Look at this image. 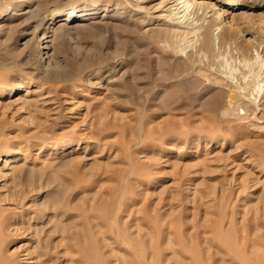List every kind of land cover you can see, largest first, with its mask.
I'll return each mask as SVG.
<instances>
[{
    "label": "rangeland",
    "instance_id": "obj_1",
    "mask_svg": "<svg viewBox=\"0 0 264 264\" xmlns=\"http://www.w3.org/2000/svg\"><path fill=\"white\" fill-rule=\"evenodd\" d=\"M165 1L0 0V264H264V0L190 5L161 68Z\"/></svg>",
    "mask_w": 264,
    "mask_h": 264
},
{
    "label": "bare ground",
    "instance_id": "obj_2",
    "mask_svg": "<svg viewBox=\"0 0 264 264\" xmlns=\"http://www.w3.org/2000/svg\"><path fill=\"white\" fill-rule=\"evenodd\" d=\"M18 1H23V2H25V3H27L28 4V7L32 4V2L34 1V3L30 6V8L28 9V10H26V11H24L23 12V14H27V15H33V12H35V10L38 12V14H40L39 13V10L37 9V6H35V3H38V0H18ZM42 1V0H41ZM144 1V0H143ZM162 1V0H161ZM167 1V0H166ZM165 1V5H169L168 7H167V9L166 10H168V15H167V19H168V17H170V16H172L171 17V19L172 20H175L176 22L175 23H172V21H170V20H166V19H164L162 16H160L159 15V17H156V18H159V19H161L160 20V22L161 23H159V24H157V27L155 28H153V27H148L146 30H148V33H150V31H153V30H155V32H154V34L153 35H151V39H155L154 40V42L156 43V44H158L160 47H162L161 48V51L160 52H164L166 55H164L163 57L161 56V58L163 59H161L162 60V62L163 63H165V64H162V62H161V60H160V62H161V65H159L161 68L163 67L164 68V66L165 65H167V58L166 57H168V55H173V54H171V50H172V46H173V44H175V43H173V42H176L175 41V39H180L181 37H183V38H185L186 36L188 37V35H190V30H188V28L186 27V26H183V25H181V23H183L182 21H180V22H177L178 21V19L180 18V16L179 17H177L178 16V14H180L182 11H187V9L189 8V6L190 5H196V7L197 6H199L200 7V5H205V3H208L207 1H204V0H201V1H196V0H193L192 2L190 1V0H168L167 2ZM188 1H190V4H189V2ZM159 3H160V1H159ZM213 4H214V2H213ZM208 5V4H207ZM93 7L92 8H90L89 10H87L86 12H84V13H82V14H79V15H74L75 14V12H79V10H76V8H68V9H65V10H63V11H57V12H54L52 15H50L47 19H45V21L43 22L44 23V26L46 27V29L47 28H53L54 27V25H56L59 21H61V20H70V19H72V18H75V17H79V18H82L81 19V21H86V20H89V16L93 13V11L92 10H95V8L97 7V5L96 4H93L92 5ZM234 6V3L232 2V1H227L226 3H225V6H223V7H221V8H219V9H217V11H216V15H215V17H220L221 19H223L227 14V10L228 9H226V7L227 8H232ZM116 7V6H115ZM145 7V6H144ZM159 7V6H158ZM158 7H157V9H158ZM174 7V8H173ZM198 7V8H199ZM201 7H203V6H201ZM200 7V8H201ZM143 8V7H142ZM160 8V7H159ZM108 9V8H107ZM138 9V8H137ZM139 9H141V7L139 8ZM146 9H148V8H146ZM156 9V10H157ZM180 9H182L181 11H180ZM174 10H176V13H173V11ZM198 11V10H197ZM184 13V12H183ZM22 14V13H21ZM34 15H35V13H34ZM182 15V14H181ZM103 16V15H102ZM106 16V15H105ZM158 16V15H157ZM165 16V15H164ZM31 17V16H30ZM33 17V16H32ZM36 18H37V16H35ZM34 17V18H35ZM6 18V14H0V21L1 20H4ZM164 19V20H163ZM32 21V20H31ZM30 21V22H31ZM80 21V22H81ZM157 21V20H156ZM163 21V22H162ZM42 22V21H41ZM213 22V21H212ZM218 24V23H217ZM159 25H161V26H159ZM48 30V29H47ZM45 32V31H44ZM206 32V31H205ZM152 33V32H151ZM210 33V32H209ZM212 34V33H211ZM147 35V34H146ZM162 35V36H161ZM206 34H204V36H205ZM158 36V37H157ZM192 36V35H191ZM202 36V35H201ZM40 37V39H42L43 41L45 40V39H47L49 36H46L45 35V33H43V35H41V36H39ZM51 37V36H50ZM160 37H162V38H160ZM156 38H158V39H156ZM182 38V39H183ZM150 39V38H149ZM181 39V40H182ZM152 41V40H151ZM178 41V40H177ZM45 42H47V45H45V46H42L41 45V43H39V50H38V54H42V58H45V59H47L49 56H48V51H49V49L51 48V46H49L48 45V43L50 42L49 40H46ZM153 42V43H154ZM154 43V44H155ZM173 43V44H172ZM177 43V42H176ZM46 44V43H45ZM208 44H211L210 43V36L208 35V33H207V35H206V37H204L203 38V40H202V42H201V45H202V47H206V45H208ZM173 47H176V46H173ZM208 47H209V45H208ZM42 48H44V49H47L45 52L44 51H41V49ZM205 49V48H204ZM163 55V54H162ZM175 55V54H174ZM174 55H173V57H174ZM41 57V56H40ZM170 57V56H169ZM171 58V57H170ZM176 58V57H175ZM181 58V57H180ZM183 58V57H182ZM182 58H181V60L179 61V59H178V61H179V63H181L182 64V62L181 61H187L186 63V65L185 66H187L189 63H188V58L186 59V60H182ZM165 59H166V61H165ZM42 60V59H41ZM147 60V59H146ZM171 59H169L168 61L172 64V62H173V60L172 61H170ZM189 60H191V66L190 67H184V65L182 66V67H184V68H180L181 67V65L180 66H178V67H176L177 69H176V74H178L179 76H182V77H184V78H194L195 76H197L199 73H200V71H201V67L199 68V66L197 67V65H196V63H195V60L194 59H190L189 58ZM202 61V60H201ZM149 62V61H148ZM176 63H178L177 61H176ZM169 64V63H168ZM170 64V65H171ZM175 64V63H174ZM179 65V64H178ZM173 65H171V67H172ZM175 66H177V65H175ZM159 67V68H160ZM205 67V66H204ZM209 67V66H208ZM55 68H56V66H55ZM161 68H160V70H161ZM167 68H170V67H167ZM206 68V67H205ZM175 69V67L173 68V70ZM203 69V68H202ZM172 70V71H173ZM204 70V69H203ZM202 70V71H203ZM206 70V69H205ZM204 70V71H205ZM163 71H166V68L163 70ZM163 71L161 70V72L163 73ZM201 71V72H202ZM203 71V73L205 74L206 72H204ZM207 71V70H206ZM209 71V70H208ZM211 72H212V70H211ZM211 72H209V74L211 73ZM168 73H170V74H172V72H171V69H170V72H169V69H168V71H166V73L164 72L163 74H164V76H166L165 74H168ZM202 73V74H203ZM176 74H174V76H176ZM201 74V75H202ZM206 74H208V72L206 73ZM173 75V74H172ZM211 75V74H210ZM162 76V75H161ZM163 76V77H164ZM194 76V77H193ZM205 76V75H204ZM214 76H216V75H214ZM171 77H173V76H171ZM170 78V77H169ZM169 78H167L168 80H169ZM177 78V77H176ZM209 78V77H208ZM161 79H162V77H161ZM213 79V78H212ZM211 79V80H212ZM216 79V81L215 82H217V83H219V82H222L223 80H222V78H215ZM153 81V80H152ZM184 81V80H183ZM197 81V80H196ZM213 81V80H212ZM211 81V82H212ZM170 83V82H169ZM217 83H216V85H217ZM212 84V83H211ZM222 84V83H221ZM166 85V84H165ZM219 86V85H218ZM222 86V85H221ZM172 88V87H171ZM244 88V87H243ZM187 89V88H186ZM241 89V88H240ZM19 89H18V87L15 85V84H13V83H11L9 86H7V87H2V88H0V98H2V97H8V98H11V97H13L14 95H16V94H14V92H16V91H18ZM184 92V91H183ZM29 91H28V89H26V90H24L23 91V95H21V98H24V97H27V96H29ZM213 101V100H212ZM208 103V102H207ZM206 103V104H207ZM214 103V102H213ZM212 103V104H213ZM209 105V104H208ZM217 106V105H216ZM219 106V105H218ZM212 107V106H211ZM209 109V108H208ZM215 109V108H214ZM242 119V118H241ZM70 144H71V141H67L66 143H65V145H64V147L63 148H67V147H69L70 146ZM117 188V187H116ZM110 189H112V188H110ZM120 189V188H119ZM109 191V190H108ZM119 192V191H118ZM108 193V192H107ZM113 193H114V191H113ZM112 194V193H111ZM109 195V194H108ZM114 195V194H113ZM107 196V195H106ZM109 197V196H108ZM102 199H103V197H102ZM108 199V198H107ZM97 201V200H96ZM100 201V200H99ZM114 201V200H113ZM105 203V202H104ZM108 204V203H107ZM60 205V204H59ZM104 207V206H103ZM98 208V207H97ZM103 213V212H102ZM110 213V212H109ZM114 213V212H113ZM147 213V212H146ZM128 214V213H127ZM129 216V215H128ZM104 217V216H103ZM137 218V217H136ZM156 218V217H155ZM104 219V218H103ZM73 222V221H72ZM83 222V221H82ZM106 222H107V220H106ZM77 223V222H76ZM84 223V222H83ZM104 223H105V221H104ZM73 224V223H72ZM78 224H80V223H78ZM110 224V223H109ZM147 224V223H146ZM149 224V223H148ZM58 225V224H57ZM74 225V224H73ZM72 225V226H73ZM85 225V224H84ZM93 225V224H92ZM107 225V224H106ZM150 225V224H149ZM165 225V224H164ZM1 226V225H0ZM78 226V225H77ZM108 226V225H107ZM111 226V225H110ZM154 226V225H153ZM162 226V225H161ZM67 227V226H66ZM79 227H82V228H84V226H83V224H82V226H79ZM90 227H92V226H90ZM109 227V226H108ZM114 227V226H113ZM123 227H125V226H123ZM59 228V227H58ZM68 228V227H67ZM77 228V227H76ZM104 228V227H103ZM110 228V227H109ZM159 228V227H158ZM57 229V227L54 229V230H56ZM65 229V228H64ZM58 230V229H57ZM56 230V231H57ZM75 230V229H74ZM104 230V229H103ZM140 230V229H139ZM233 230V229H232ZM59 231V230H58ZM65 231V230H64ZM69 231H70V229H69ZM107 231V230H106ZM73 232V231H72ZM72 232H70L71 234H72ZM79 232V231H78ZM85 232V231H84ZM155 232V231H154ZM229 232V231H228ZM233 232V231H232ZM57 233V232H56ZM139 233V232H138ZM141 233V232H140ZM157 233V232H156ZM162 233V232H161ZM230 233V232H229ZM68 234V233H67ZM78 234V233H77ZM76 234V235H77ZM146 234H148V233H146ZM57 235V234H56ZM74 235V234H73ZM82 235V234H81ZM94 235V234H93ZM157 235V234H156ZM52 235H50V237H51ZM61 236H64V235H61ZM80 236V235H79ZM95 236V235H94ZM78 237V236H77ZM93 237V236H92ZM52 238V237H51ZM50 238V239H51ZM81 238V237H80ZM89 238V237H88ZM229 238V237H228ZM66 239V238H65ZM153 239V238H152ZM89 240H91V239H89ZM94 240V239H93ZM64 241V240H63ZM215 241V240H214ZM151 242V241H150ZM91 243V242H90ZM200 243V242H199ZM236 243H237V241H236ZM63 244V243H62ZM79 244V243H78ZM94 244V243H93ZM81 245V244H80ZM127 245V244H126ZM111 246V245H110ZM40 247V246H39ZM42 247V246H41ZM40 247V248H41ZM170 248V247H169ZM223 248V247H222ZM83 249H84V246H83ZM111 249V248H110ZM109 249V250H110ZM152 249V248H151ZM161 249V248H160ZM225 249V248H224ZM52 250V249H51ZM158 250V249H157ZM234 250V249H233ZM36 251H37V249H36ZM77 251H79V250H77ZM228 251V250H227ZM234 251H236V250H234ZM237 252H239V251H237ZM188 253V252H187ZM200 253V252H199ZM198 253V254H199ZM240 253V252H239ZM81 253H79V255H80ZM156 254V253H155ZM192 254V253H191ZM237 254V253H236ZM206 255V254H205ZM98 256V255H97ZM159 256V255H158ZM190 256V255H189ZM238 257L239 259H240V257L241 256H238V254L237 255H235V257ZM193 257V256H192ZM257 257V256H256ZM95 258V257H94ZM206 258V257H205ZM209 258V257H208ZM234 258V257H233ZM236 259V260H239V259ZM242 258V257H241ZM1 259V258H0ZM7 259H10V258H7ZM156 260V262H157V258H155ZM181 259V258H180ZM193 259H195L194 257H193ZM252 259V258H251ZM11 260V259H10ZM31 261H32V259H30ZM105 260V259H104ZM243 260V259H242ZM241 260V261H242ZM2 261V260H1ZM8 261V260H7ZM30 261V262H31ZM148 261V260H147ZM171 261V260H170ZM175 261V260H174ZM180 261V260H179ZM28 262H29V260H28ZM163 262V261H162ZM192 262V261H191ZM196 262V261H195ZM244 262V261H243ZM256 262V261H255ZM3 263V262H2ZM80 263V262H79ZM99 263V262H98ZM155 263V262H154ZM260 263V262H259ZM7 264V263H6ZM12 264V263H11ZM96 264V263H95ZM152 264V263H151ZM156 264H159L158 262L156 263ZM178 264V263H177ZM205 264V263H204ZM247 264V263H246ZM250 264V263H249ZM263 264V263H262Z\"/></svg>",
    "mask_w": 264,
    "mask_h": 264
}]
</instances>
